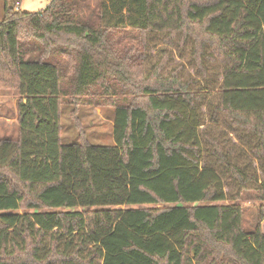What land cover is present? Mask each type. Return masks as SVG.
Returning a JSON list of instances; mask_svg holds the SVG:
<instances>
[{
  "label": "trees",
  "instance_id": "trees-1",
  "mask_svg": "<svg viewBox=\"0 0 264 264\" xmlns=\"http://www.w3.org/2000/svg\"><path fill=\"white\" fill-rule=\"evenodd\" d=\"M3 1L0 89L19 99L16 139H0V264H264V217L244 229L215 166L241 190L256 176L207 135L204 160L200 80L164 76L166 53L145 72L152 34L192 40L201 80L222 66L210 119L254 137L264 198V0ZM69 94L114 106L112 145L62 142Z\"/></svg>",
  "mask_w": 264,
  "mask_h": 264
},
{
  "label": "rangeland",
  "instance_id": "rangeland-1",
  "mask_svg": "<svg viewBox=\"0 0 264 264\" xmlns=\"http://www.w3.org/2000/svg\"><path fill=\"white\" fill-rule=\"evenodd\" d=\"M17 1L11 0V4L14 6L17 4ZM45 2L46 0H20V7L23 11L33 12L44 8ZM3 7L4 1L0 0V19L3 15ZM192 45V40H188L182 46H179L176 42L173 46H170L162 42V35L152 34L149 36V58L145 64V72L147 73L152 64L158 62L164 53H166L165 67L162 70L164 76L175 70L179 71V74L186 79L198 78L200 80L194 86V89L204 96L203 101L199 104V111L203 120L199 132L204 160L209 163L214 160L213 157L208 155V151L212 147L204 138V135H207L214 140L225 142V150L232 146L234 154L231 157V163L241 167L246 173L256 176V181L249 182L248 188L246 187V189L241 190L239 185L231 178L225 166H215L225 184L227 196L233 197V199L229 198L224 203L241 207L242 226L246 231H251L258 224L260 218L264 217V198L258 197L259 192L254 189L261 184L260 181L263 180V174L257 162L252 160L248 154L250 147L255 144V139L252 135L245 134L242 130L233 131L223 115L219 116L217 122L211 121L212 106L217 100L218 87L222 80V66L218 63L212 64L207 62V78L201 80L192 61ZM90 98H93V96H76L72 94L65 96L61 109V139L63 143L78 141L80 130L84 132V138L90 143L98 145H112L114 143L112 128L114 106L100 105L96 101L90 103L87 101ZM18 99L19 95L16 91L0 89V139L7 138L11 141L16 139ZM75 103H77L76 106ZM71 112L73 113L72 115ZM156 207L164 206L156 205ZM262 224L264 226V220ZM52 236V234H49L45 239L46 248L49 247ZM78 237L79 235L73 238L60 236V249L70 251L71 243L76 244Z\"/></svg>",
  "mask_w": 264,
  "mask_h": 264
},
{
  "label": "crops",
  "instance_id": "crops-1",
  "mask_svg": "<svg viewBox=\"0 0 264 264\" xmlns=\"http://www.w3.org/2000/svg\"><path fill=\"white\" fill-rule=\"evenodd\" d=\"M48 2H49V1H48V0H46V2H45V5H44V6H46V5L48 4ZM20 6H21V4L19 3V8L21 9V7H20Z\"/></svg>",
  "mask_w": 264,
  "mask_h": 264
},
{
  "label": "built area",
  "instance_id": "built-area-1",
  "mask_svg": "<svg viewBox=\"0 0 264 264\" xmlns=\"http://www.w3.org/2000/svg\"><path fill=\"white\" fill-rule=\"evenodd\" d=\"M17 8H19V4L18 3L15 5V9H17Z\"/></svg>",
  "mask_w": 264,
  "mask_h": 264
}]
</instances>
